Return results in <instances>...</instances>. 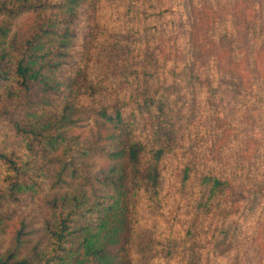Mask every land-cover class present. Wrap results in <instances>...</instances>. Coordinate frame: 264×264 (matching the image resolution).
I'll list each match as a JSON object with an SVG mask.
<instances>
[{"label": "trees", "instance_id": "obj_1", "mask_svg": "<svg viewBox=\"0 0 264 264\" xmlns=\"http://www.w3.org/2000/svg\"><path fill=\"white\" fill-rule=\"evenodd\" d=\"M90 2L0 0V239L13 228L19 207L41 203L50 212L45 243L26 250L23 230H18L12 244L0 247V264H140L141 237L147 226L157 223L158 210L170 194L188 193V203L198 216L221 215V233L208 238L210 233L197 229L187 236L194 241L207 236L206 250L211 244L214 250L226 249L238 229L232 227L237 221L227 196L245 175V181L253 183L250 195L256 200L264 195V173H259L264 154L257 153L260 159L248 167L244 162L215 164L216 152L210 150L203 152L199 164L184 161L176 177L168 176L177 134L186 132L184 143L218 136L195 127L189 130L186 116L182 130L180 122H174L176 108L169 92L234 85L230 119L237 109L248 112L253 107L245 85L256 103L264 104V95L258 98L264 88L226 70L221 56L213 59L218 68L208 70L213 75L204 70L199 74L188 63L167 68L156 56H146L140 65L149 67V72L119 73L106 64L93 72L80 52L78 33L81 14ZM182 4L186 8V1ZM126 11L129 18L139 19L138 9ZM24 15L34 18L32 26L13 31V23ZM260 30L261 36L264 17L255 32ZM146 31L138 28L135 37L142 38ZM241 57L252 65L257 60L249 51ZM225 59L224 63L240 64L236 57ZM139 83L150 91H140ZM198 94H191V103H198ZM221 94L209 95V101L216 104ZM83 115H91L98 125L92 139L75 134ZM97 159L106 164L95 170L90 163Z\"/></svg>", "mask_w": 264, "mask_h": 264}, {"label": "rangeland", "instance_id": "obj_2", "mask_svg": "<svg viewBox=\"0 0 264 264\" xmlns=\"http://www.w3.org/2000/svg\"><path fill=\"white\" fill-rule=\"evenodd\" d=\"M182 1H186V8ZM129 8L138 9L139 19L129 18L126 11ZM262 17L264 0H91L79 22L80 52L85 53L83 59L93 72L106 64L119 73L131 69L149 72V67L142 69L140 65L146 61V56H156L167 68L188 63V68L197 69L199 74L204 70V74L213 75L214 72L208 70L218 68V61L213 59L221 56L226 70L237 71L246 83L255 80L264 88V32L261 36V30L255 32ZM33 19L31 15L22 16L13 23V31L17 27H28L29 30ZM138 28L147 29L139 39L135 37ZM227 50L229 54H226ZM248 51L256 55L253 65L241 57ZM226 56L236 57L240 64L235 61L224 63ZM253 70L255 73L251 74ZM138 87L144 93L150 91L145 83H139ZM247 88H244L249 91L247 99L253 107L250 106L248 112L237 109L230 119L227 118L228 110L233 108L232 96L235 97L237 92L234 85L224 83L215 91L199 86L198 89L169 92L174 98L171 105L176 108L174 122H180L182 130L186 128L182 117L186 116L189 130L195 127L207 134L218 133V136H207L210 143L207 138L198 143V139H188L184 143L182 135L185 137L186 132L177 134L172 164L166 169L168 176L176 177L183 169L184 161L199 164L205 156L203 152L210 150L216 152L215 164L222 160L225 165L236 162H244L248 167L256 165L253 162L260 159L257 153L264 154V104L256 103L258 99ZM195 91L199 92L198 103L193 104L190 96ZM220 91L222 94L217 103L210 102L209 95H219ZM263 95L264 92L260 93L258 98ZM223 112L226 113L221 117ZM97 129L94 117L83 115L78 120L75 134L92 139ZM90 164L97 170L106 162L97 159ZM259 173H264L262 167ZM246 176L242 182L231 186L232 191L227 196V200L233 202L232 219L237 221L232 227L238 229L233 233L237 238H232L231 234L226 249L214 250L211 244L206 250L203 240L207 236H198V241L187 236L189 231L197 232V229L210 233L208 238L214 232L216 235L221 233L223 230L218 228L222 225V216L221 219L218 215L198 216L188 203L190 195L179 194L178 185L176 193L179 195H167V203L158 210L157 223L154 221L147 226L141 237L143 258L140 264H264V195L257 200L250 195L253 183L245 181ZM13 216L15 225L0 239V247L5 249L12 244L16 231L21 229L26 250L45 243L44 226L50 212L44 204L19 207ZM225 225L228 226V222ZM197 258H201L200 261Z\"/></svg>", "mask_w": 264, "mask_h": 264}]
</instances>
